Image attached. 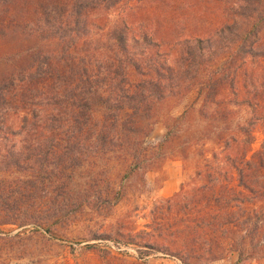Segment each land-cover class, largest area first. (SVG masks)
I'll return each mask as SVG.
<instances>
[{
	"label": "trees",
	"instance_id": "trees-1",
	"mask_svg": "<svg viewBox=\"0 0 264 264\" xmlns=\"http://www.w3.org/2000/svg\"><path fill=\"white\" fill-rule=\"evenodd\" d=\"M135 1L0 0V225L41 230L38 206L53 196L48 185L67 187L79 169L118 151L136 156L162 104L198 86L204 108L219 113L231 89L264 121V0H236L238 9L228 10L215 34L171 49L147 24L111 19ZM237 17L252 23L250 32L235 31ZM249 142L241 157L227 156L244 190L231 195L241 204L247 192L264 201L254 177L264 170V146L248 158ZM229 193L222 190L204 211L189 209L185 229L168 225L173 236L191 233L185 244L168 243L171 258L190 264L205 248L204 234L239 226Z\"/></svg>",
	"mask_w": 264,
	"mask_h": 264
},
{
	"label": "rangeland",
	"instance_id": "rangeland-1",
	"mask_svg": "<svg viewBox=\"0 0 264 264\" xmlns=\"http://www.w3.org/2000/svg\"><path fill=\"white\" fill-rule=\"evenodd\" d=\"M236 3L141 0L115 10L111 19L123 16L135 27L145 23L159 31L170 48L211 31L215 34L228 10L238 9ZM251 24L237 17L234 28L244 34L251 31ZM211 66L213 71L219 67L213 62ZM255 71L261 73L260 68ZM232 91L224 92L219 113L216 106L204 108L200 86L165 101L147 124L152 132L144 134L136 156L118 151L99 159L94 167L79 169L67 187L48 185L55 198L38 206L40 218L46 219L41 230L32 225H0V264H176L169 260L166 247L173 240L185 244L191 233L175 237L168 225L185 229L189 209L213 207L211 199L220 197L222 190L230 191L227 200L240 224L204 234L205 248L190 264H264V201L247 192L244 197L249 201L241 204L231 195L232 190H244L227 160L229 154L241 157L245 138L250 141L248 158L260 152L264 121H258L251 107L237 103ZM254 177L264 185V170ZM91 178L97 181L95 186L90 185ZM82 199L84 204L78 206Z\"/></svg>",
	"mask_w": 264,
	"mask_h": 264
},
{
	"label": "crops",
	"instance_id": "crops-1",
	"mask_svg": "<svg viewBox=\"0 0 264 264\" xmlns=\"http://www.w3.org/2000/svg\"><path fill=\"white\" fill-rule=\"evenodd\" d=\"M167 189V187L166 188H164V190H166ZM171 262H173V263H178V262H180V260H178V259H173V258H171V259H169ZM156 264H160V262H158V263H156Z\"/></svg>",
	"mask_w": 264,
	"mask_h": 264
},
{
	"label": "built area",
	"instance_id": "built-area-1",
	"mask_svg": "<svg viewBox=\"0 0 264 264\" xmlns=\"http://www.w3.org/2000/svg\"><path fill=\"white\" fill-rule=\"evenodd\" d=\"M113 248H116L115 245L113 243H109Z\"/></svg>",
	"mask_w": 264,
	"mask_h": 264
}]
</instances>
